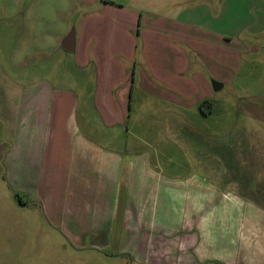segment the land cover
Returning a JSON list of instances; mask_svg holds the SVG:
<instances>
[{"label": "crops", "instance_id": "1", "mask_svg": "<svg viewBox=\"0 0 264 264\" xmlns=\"http://www.w3.org/2000/svg\"><path fill=\"white\" fill-rule=\"evenodd\" d=\"M43 1L48 0H37ZM74 1L90 8L78 24L71 22L75 50L62 46L70 24L61 26L56 36L43 26L48 18L39 17L33 22L39 27L27 38V53L21 55L72 52L79 68L95 66L94 92L91 98L78 95L47 76L27 84L0 81V138L5 143L0 154L7 175L15 182L27 177L28 195L33 193L32 200L46 215L48 211L56 228L72 233L77 247L99 252L114 248L106 256L130 264H239L238 229H216L209 223L217 210L222 217L243 215L233 205L239 195L200 175L183 178L160 168L150 150L138 147L148 142L152 129L145 134L141 127L146 118L131 109L136 82L156 104L190 101L189 21L239 19L240 0L55 4ZM252 2L249 19H264V0ZM177 24L188 31L177 32ZM133 61L134 73L139 64L141 75L131 85ZM45 63L49 61L42 68ZM148 69L155 81L145 84ZM89 99L92 114L80 110ZM117 140L119 146L113 147Z\"/></svg>", "mask_w": 264, "mask_h": 264}, {"label": "rangeland", "instance_id": "2", "mask_svg": "<svg viewBox=\"0 0 264 264\" xmlns=\"http://www.w3.org/2000/svg\"><path fill=\"white\" fill-rule=\"evenodd\" d=\"M56 1L0 0V81L27 84L47 76L91 98L98 78L94 65L79 68L74 54L64 50L49 56L21 55V51L27 53V38L39 27L34 20L48 18L49 24L43 26L57 36L65 23L70 24V31L75 29L73 24L90 10L88 5L81 7V2L77 7L76 1L72 5ZM249 2L240 0L239 19L189 21L192 68L186 76L192 80L190 101L156 104L145 98L137 87L141 72L138 64L134 73V61L128 65V80L131 85L136 82L131 113L142 112L145 134L152 129L146 136L148 142L138 147L150 150L160 168L171 174L200 175L220 184L222 191L239 195L233 205L243 209V215L222 217L217 210L209 223L216 229H238L239 264H264V19H249L248 9L253 5ZM175 28L188 31L179 24ZM143 76L145 84L155 81L149 69ZM214 81L223 86L216 90ZM91 102L80 110L84 107L92 114ZM112 146L118 147V140ZM6 167L0 154V264H130L108 258L114 248L99 252L77 247L72 233L56 228L48 211L47 216L32 200L33 193L28 195L27 177L15 182Z\"/></svg>", "mask_w": 264, "mask_h": 264}, {"label": "water", "instance_id": "3", "mask_svg": "<svg viewBox=\"0 0 264 264\" xmlns=\"http://www.w3.org/2000/svg\"><path fill=\"white\" fill-rule=\"evenodd\" d=\"M75 29H73L72 31H70V33L67 35V37L65 38L64 42H63V48L70 50V51H74L75 50ZM214 84V88L216 90L220 89L223 84L219 83L217 81L213 82Z\"/></svg>", "mask_w": 264, "mask_h": 264}]
</instances>
